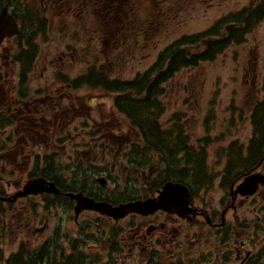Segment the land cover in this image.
Instances as JSON below:
<instances>
[{"label":"flooded vegetation","instance_id":"1","mask_svg":"<svg viewBox=\"0 0 264 264\" xmlns=\"http://www.w3.org/2000/svg\"><path fill=\"white\" fill-rule=\"evenodd\" d=\"M7 1L12 5L6 4L20 28L13 8L16 4L12 0ZM223 1L226 0H188V3L223 9ZM64 2V11L75 15L83 25L99 15L101 20L106 16L111 25L114 13L123 15L130 9L129 0H74V6H70L68 0ZM180 2L156 0L160 14L163 13V5L167 6L164 10L170 12L173 7L178 8ZM215 2L218 5L214 6ZM41 4L39 2V7ZM41 8L45 9L44 6ZM224 12L230 15L229 11ZM245 12L256 16L261 14L256 18L259 23L264 19V0H250L240 8L236 15L241 14L242 23ZM225 19L226 15L214 21L215 29L212 31H218V36L211 37L209 32L204 41L226 42L230 31L243 28V24L236 25V22L226 25ZM27 43L16 34L0 44V238L3 241L9 239L10 233L13 236L11 256L1 259L0 264H264V150L224 152V156H236L226 161L220 177L224 187L222 198L216 205H211L207 198L199 205V198L207 194L208 185L205 186L204 177L195 178L192 163L187 167L181 163V166L170 170L169 177H165L160 174L166 170L165 162L161 160L159 167L154 168V155L150 150H135L138 144L147 148L143 136L117 137L105 134L102 126L104 133L97 129L85 136L81 134L83 111L88 112L93 99L89 98L87 102L82 97V76L69 79L62 72L63 58L67 59L69 53L64 47L57 51L58 58H49L50 73L45 75L47 68L43 67L35 84L33 74L40 68L36 64L40 56L37 59L35 49L30 54L31 48ZM250 73L255 85L256 81L258 83L257 72L253 70ZM250 73L245 70V88H249L246 85ZM262 81L263 75L259 76V93ZM51 118L57 122L54 125L56 134H51ZM69 125L75 140L67 136L66 127ZM67 137L73 145L64 153L72 158L71 165L75 169L67 172L62 180L61 177L57 179L58 174L56 180L60 182H56L46 176L51 171L50 145L63 142V147H66ZM187 138L188 145L199 156V171L201 164L206 162L201 161L207 154L205 147L211 141L206 138L191 142V137ZM242 157L251 160L246 161L244 167L235 165L241 162L239 159ZM40 158L41 166L38 165ZM252 175L260 178L254 193L241 195L236 192V187ZM35 178L53 182L59 192L22 195L26 184ZM98 179H103V184L98 183ZM109 183H112L111 189H108ZM166 183L184 186L188 193L180 192L186 204L183 203L181 208L176 206L175 213L170 207L171 211L131 212L119 219L94 211L84 210L76 214V202L69 196L81 194L96 203L116 207L158 199ZM91 187L93 192L89 191ZM201 190L203 196L200 197ZM37 199L42 204L40 215L34 204ZM191 207L195 208L193 215L189 212ZM56 208L61 210L58 214L61 224L64 218L71 224V230L65 231L64 246L51 245V238L34 241L36 234L41 235L48 230L50 214ZM8 222L11 225L8 226ZM57 232H61L59 225ZM86 232L91 235L88 236L90 246L83 248L86 241H80V238H84ZM22 235L27 240L21 239ZM0 251L3 254L1 247Z\"/></svg>","mask_w":264,"mask_h":264},{"label":"rangeland","instance_id":"2","mask_svg":"<svg viewBox=\"0 0 264 264\" xmlns=\"http://www.w3.org/2000/svg\"><path fill=\"white\" fill-rule=\"evenodd\" d=\"M12 1L16 4L13 8L17 14H19L18 10L22 9L20 3L27 2L33 7V4L37 3L39 16L45 20L46 37L41 40L38 38L33 40L35 41L33 43L36 44L34 49L37 59L40 56L36 62L40 68L33 74L36 84L40 79L43 67L47 68L44 71L45 75L50 73L48 59L53 56L58 58L60 55L57 51H62L64 47L69 55L67 59L63 58L65 62L62 72L69 79H74L77 76L85 77L91 70L96 73L104 72L111 82L133 81L138 74L149 72L157 64L161 54L171 45L180 41L188 42L192 38H208L209 32L211 37L218 36V31L215 33L212 28H214V21L216 22L221 17L226 15V25L235 22L236 25H242L241 14L236 15V13L250 0H226L222 2L223 9L215 6L218 5L216 2L214 3L215 7H207L205 4L192 5L188 3V0H181L178 8L173 7L170 12H166L164 9L167 6L163 5L162 14L158 11L156 0H129L130 9L126 15L133 9H139L137 12L140 14L141 21L133 29L131 25H126L127 29L124 31L126 40L124 42L121 41L123 35L119 38L115 34L109 37L104 35L105 32H113L115 27L105 28L102 26L100 31L96 29L97 24L98 26L101 24V15L88 21L87 25L81 24L75 19V15L72 16L64 11L63 0ZM39 2L42 3L40 7ZM41 6H44L45 9L42 10ZM9 7H12L11 3ZM224 10L229 11L230 15ZM222 12L224 14L220 15ZM114 15L119 16V13H114ZM163 19H168V21L164 22ZM249 25L239 41L218 53L213 60L201 63L196 68L179 71L171 80L160 86L162 93L156 96V100L163 108V113L159 118L163 129H168L173 122H178L184 133L191 137V142L206 138L211 141L205 147L207 154L202 160L206 162L201 164V175L198 177L200 179L204 177V184L208 185L205 196H203L202 190L199 191L200 197L203 196L201 199L199 198V203H197L199 205L206 198L211 205H216L220 201L224 189L220 177H222L226 161L236 156L234 154L232 157L224 156V152H233L239 147H245L252 136L249 113L254 100L261 97L259 76L264 71V19L257 24L251 22ZM245 70L249 73L255 70L256 76H258V78L256 77L258 83L256 81L253 85L251 78L253 76L250 73V79L246 85L249 88L244 87ZM83 85L82 97L87 102L89 98L93 101L88 107V112L83 111L80 133L85 136L91 134L93 130L97 131L102 126L101 128H105V134L122 138L131 136L130 134L133 133H127V130L124 129L126 126L122 125L123 120L120 119L115 104L116 98L122 93H103L99 89L104 87L97 89L91 87L90 89L89 86H85L86 84L83 83ZM49 122L51 134H56L57 128L54 125L57 122L52 118ZM66 133L67 136L70 135L71 139L75 140L71 125L66 127ZM99 133H104V130L102 129ZM71 139L67 137L66 147H63V142L57 143L56 146L50 145L51 169L57 170L60 175L56 176L58 180L60 177L62 180L67 172L75 169L71 165L70 159L72 158H68L64 153L67 147L70 148L73 145ZM41 159L38 161L39 166L42 165ZM154 163L156 164V159H154ZM92 188H89L90 192L94 191ZM111 188L112 183H109L108 189ZM35 203L36 209H38L37 214L40 215L41 200L37 199L34 201ZM60 212L61 210L56 208L55 212L50 214L48 230L41 235L36 234L34 241L42 242L51 238V245L64 246L63 239L67 235L65 231L71 230V224L65 218L61 224L58 216ZM7 224L11 225L9 222ZM58 225L61 228L60 233L57 232ZM1 226L0 221V229ZM105 230L108 228L106 227ZM88 236L91 237L86 232L84 238H80V241L82 239L86 241V244H82L83 248L86 245L90 246ZM21 239L27 240V237L22 235ZM12 243L11 233L9 239L5 238L2 241L0 238V247L3 251L2 260L11 256ZM26 246L29 245L26 244Z\"/></svg>","mask_w":264,"mask_h":264},{"label":"trees","instance_id":"3","mask_svg":"<svg viewBox=\"0 0 264 264\" xmlns=\"http://www.w3.org/2000/svg\"><path fill=\"white\" fill-rule=\"evenodd\" d=\"M4 1L5 0H0V3H4ZM64 1L65 0L62 1L63 6L66 5ZM72 1L74 0H68L70 6H74ZM32 3L35 2L32 1ZM33 5L34 7L31 6L30 3H20L22 9L18 10L19 14L17 15L21 24L18 38H24L29 42L27 45H29V49L31 48L30 54H33L34 45L36 46V44L32 43V40L36 38L44 39L46 37L44 31L45 20L39 16L40 12L36 6L37 3ZM261 16V14L256 16L255 14L245 12L242 16L244 18L243 23L244 25H249L253 21L256 22V18ZM103 18L104 20H101V24H99L97 29L100 31L102 26L105 28L111 26L115 27L113 32L108 31L103 34L106 37L107 35L109 37L115 34L117 38L123 35V39H121L122 42L126 40L124 32L127 29L126 25H131L133 29L140 24L141 21L140 14L136 9H133L128 15H114L111 25H109L110 21H106V16H103ZM246 29L247 28H244L241 32L230 31V35L226 42L222 43L204 41L199 38H194L190 42L184 43L180 41L167 48L159 57L157 64L151 68L149 72L138 74L134 80L130 82H111L104 75V72L100 71V73H96L90 70L88 75L81 78V83L82 85L83 83L86 84L85 86H89L90 89L91 87L93 89L104 87L99 89V91H103V93H122L121 96L116 98L115 104L118 112L126 119L127 133L134 132L143 136L147 149L155 152L159 160L161 159L165 162L166 170L160 173L162 176L169 177L170 170L179 167L181 163L185 165V167L192 163L195 177L198 178L201 175V169L198 171L199 165L197 162L199 156L188 145L187 135L178 122L173 123L168 129L162 128L159 118L163 113V108L158 100H156V96L162 93L160 86L171 80L176 73L183 69L196 68L203 62L213 60L218 53L228 47L230 42L234 41V39L238 40L240 37L238 33L242 34ZM183 44H185L186 47H183ZM262 83V95L259 98L260 100L253 104L249 115L252 137L247 145L243 148L239 147L238 151H240V149L248 150L249 152L264 150V78ZM134 142L141 143L140 140ZM135 150H139V147H135ZM248 160H251V158L242 157V160L239 159L241 162L235 165L242 164V167H244ZM46 176L58 182L56 180V176H58L57 170L51 169L50 175ZM1 259L2 252L0 251V260Z\"/></svg>","mask_w":264,"mask_h":264},{"label":"water","instance_id":"4","mask_svg":"<svg viewBox=\"0 0 264 264\" xmlns=\"http://www.w3.org/2000/svg\"><path fill=\"white\" fill-rule=\"evenodd\" d=\"M17 31L18 27L14 18L10 14H8L7 9L4 7L0 12V43L5 38L13 37L15 34H17ZM257 179H260L257 177V175H252L246 178L237 187L236 192L240 193L241 195L254 193L255 189L257 188V184L259 183ZM100 183L103 182L100 181ZM58 192L59 191L54 186V183L48 182L42 178H36L26 184L22 195H38L43 193L57 194ZM180 192L188 194L186 192V189L181 185L167 183L163 186L158 199H152L150 201L137 202L132 204H123L118 205L116 207H112L110 204L107 203H95L92 199L83 197L81 194L69 196L76 202V214H78L82 210H92L94 212L100 213L101 215H108L115 219H119L131 212L151 213L158 209L171 211L170 207H172L173 209L172 213H175L177 212V209L175 207L178 206L179 208H181L184 203L180 196ZM189 212L190 215H193L194 208L191 207L189 209Z\"/></svg>","mask_w":264,"mask_h":264}]
</instances>
